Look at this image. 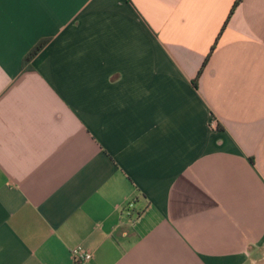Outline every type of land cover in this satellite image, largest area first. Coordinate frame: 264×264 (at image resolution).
Returning a JSON list of instances; mask_svg holds the SVG:
<instances>
[{
	"label": "crops",
	"instance_id": "1",
	"mask_svg": "<svg viewBox=\"0 0 264 264\" xmlns=\"http://www.w3.org/2000/svg\"><path fill=\"white\" fill-rule=\"evenodd\" d=\"M234 2L0 0V264H264V0Z\"/></svg>",
	"mask_w": 264,
	"mask_h": 264
},
{
	"label": "built area",
	"instance_id": "2",
	"mask_svg": "<svg viewBox=\"0 0 264 264\" xmlns=\"http://www.w3.org/2000/svg\"><path fill=\"white\" fill-rule=\"evenodd\" d=\"M146 208L143 210H136L134 207V201L129 200L124 208L126 217L130 225L134 223L142 216ZM72 259L75 263H84L92 258V254L84 249L81 245L73 247L70 251Z\"/></svg>",
	"mask_w": 264,
	"mask_h": 264
},
{
	"label": "trees",
	"instance_id": "3",
	"mask_svg": "<svg viewBox=\"0 0 264 264\" xmlns=\"http://www.w3.org/2000/svg\"><path fill=\"white\" fill-rule=\"evenodd\" d=\"M240 2V0H235V2L233 3L230 11H229V14H228V18L229 16L232 14L233 10L235 9L236 5ZM228 18L226 19V21L224 22L223 26H222V29L224 28ZM47 42V40H41L39 41L37 44H35L29 51L28 53L24 56L23 60H22V70H27L30 68L29 66V62L30 60L42 49V47L45 45V43ZM216 45V41L214 42V44L212 45L211 49H210V52L206 55V57L204 58L202 64H201V67L199 68L196 76L194 77L193 79V85L196 86L197 85V79L199 77V75L201 74L203 68L205 67L206 63H207V60H208V57L210 55V53L213 51L214 47Z\"/></svg>",
	"mask_w": 264,
	"mask_h": 264
}]
</instances>
